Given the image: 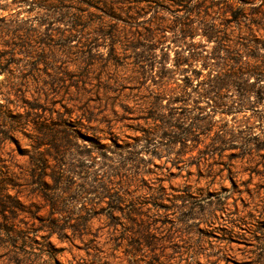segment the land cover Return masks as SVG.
<instances>
[{"label": "rangeland", "instance_id": "obj_1", "mask_svg": "<svg viewBox=\"0 0 264 264\" xmlns=\"http://www.w3.org/2000/svg\"><path fill=\"white\" fill-rule=\"evenodd\" d=\"M141 13L106 17L100 34L102 13L77 0H0V172L17 206L0 213V264H264V76L246 91L240 78L254 76L234 77L219 100L196 92L207 75L238 69L206 41L208 25L253 41L257 56L242 59L260 65L240 69H264V0L161 2ZM185 23L205 59L176 66L191 41ZM164 83L190 86L161 95ZM35 123L73 129L66 192L52 190L45 146L32 147ZM79 135L105 147L83 156ZM31 157L47 161L43 184L31 182ZM52 192L74 194L52 209L43 198ZM56 218L58 233L36 230Z\"/></svg>", "mask_w": 264, "mask_h": 264}, {"label": "trees", "instance_id": "obj_2", "mask_svg": "<svg viewBox=\"0 0 264 264\" xmlns=\"http://www.w3.org/2000/svg\"><path fill=\"white\" fill-rule=\"evenodd\" d=\"M80 4H83L86 7H94L98 11L102 13V16L99 17L98 23H97V30L100 32V34H103V29L107 26V22L105 20L106 17H109L110 19H121L125 22H137V20L141 17V12H143L146 8H150L151 5H159L161 2H170L173 6H182L185 4L190 3L191 0H77ZM123 17L121 18L120 16ZM107 19V18H106ZM160 22L158 23V26L161 27L162 22L164 23V19L160 18ZM80 17H76V20L74 21V26L82 25L79 23ZM161 23V24H160ZM183 28L181 29V32L184 35H189L191 38L190 42H187L186 46L187 53L186 54H180L176 60L175 65L179 66L181 64L191 63L192 61L198 60V59H205V56L203 53L199 50H197L198 47H200L199 42L192 41L193 36L196 32V27L193 26L191 23H185L183 24ZM207 30L205 31V37L206 41H215L214 51L217 54V57L220 55V52L224 53V58H229L232 60V63H229L231 67H235L238 69H219V72L217 74H214L212 76L207 75L206 80H203L199 82V84L204 83L206 84V87H202L201 91H196L197 95L202 97H207L212 92L215 93L217 99L219 100L221 98V91L231 85L232 83L236 82L234 77L243 76V75H253L254 80L249 81L247 78H240L241 82L244 83L240 87L241 90L246 91V88L250 86L253 83H257L261 80V77L264 76V69H240V68H254L257 67L258 63L255 62H249V60L242 59L243 57H251L254 58L257 56V47L253 44V41L250 42L247 41H234L231 42V40L223 35L220 37H217L216 34L220 32V30H217L213 27V25H208ZM167 27V26H163ZM222 57V58H223ZM204 65H208L209 62L207 60H204ZM193 74L196 76L200 71L197 69H193ZM186 79L185 82L189 83V77H184ZM170 83H164V86L161 89V95L165 94L166 92L172 93L175 91V89L180 87V90L184 91V93H187V87L190 86L187 83L183 85L176 84L175 86L169 85ZM245 95H242L243 98V104L241 105L242 108H244V102H245ZM161 96L158 95V98H156V101L153 103L154 107L157 109L161 106ZM218 105H221L222 103L218 101ZM201 124H195V128H200ZM35 136L33 137V144L32 147L35 149V152H38V149L41 146H45V150L47 152V155L51 156L54 160L53 165L50 168L49 177L53 181L52 190L58 188V186L65 185L63 192L68 191L69 189V180L67 176V172H70L72 170L73 165L70 163H66L64 158V145L63 142L65 140H68L69 136L73 135V129L69 127H64L62 129H58L52 126V124H42V123H35ZM164 126L155 124L154 130L156 131H163ZM190 129H187L186 132L190 133ZM79 134V133H78ZM184 137L186 138L187 135ZM76 136V135H75ZM81 136L83 143L81 144L84 151L80 152V154H83V156H90L91 154H100V150L104 148L105 146L103 143H101L100 138L96 137H87L85 135H79ZM216 137H221L219 133H216ZM84 141H86L84 143ZM112 143L115 146H120L118 143L112 140ZM49 147V148H48ZM20 154H25L24 151H20ZM40 155V153L38 154ZM92 160V159H91ZM72 165V166H71ZM86 165L84 162L80 161V168H84ZM47 168V161L42 157H37L34 159V157H31V167H30V175L32 179H35V181H31L33 183H40L41 178L46 175L44 173V169ZM37 169L41 172H38ZM39 180V181H36ZM98 180V179H97ZM11 177H8L5 175V173L0 172V213L3 214L5 212L13 213V209L17 206L15 205V198L11 197L9 193V186L12 185ZM43 184V182H41ZM103 185L101 184L100 187ZM60 188V187H59ZM103 188V187H102ZM86 192V191H84ZM106 194V190L104 192ZM74 192H70L67 197L63 198L68 200L67 198H72V195ZM78 194V193H76ZM43 198L49 202L50 207L61 209V206L58 207L56 205V201L58 202L60 199V204H64L63 199L61 200V196L59 194H44ZM58 211V210H57ZM59 219H52L50 225H40L36 227V230H42V227L48 228L49 233H58L63 227L61 225H58Z\"/></svg>", "mask_w": 264, "mask_h": 264}]
</instances>
